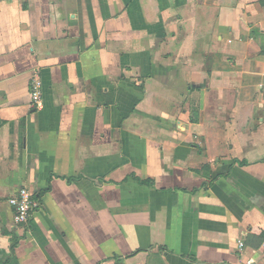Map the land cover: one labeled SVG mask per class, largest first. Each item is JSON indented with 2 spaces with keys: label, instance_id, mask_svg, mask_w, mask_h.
I'll list each match as a JSON object with an SVG mask.
<instances>
[{
  "label": "crops",
  "instance_id": "0c3cea01",
  "mask_svg": "<svg viewBox=\"0 0 264 264\" xmlns=\"http://www.w3.org/2000/svg\"><path fill=\"white\" fill-rule=\"evenodd\" d=\"M262 231L264 0H0V264H264Z\"/></svg>",
  "mask_w": 264,
  "mask_h": 264
},
{
  "label": "built area",
  "instance_id": "2783aa9c",
  "mask_svg": "<svg viewBox=\"0 0 264 264\" xmlns=\"http://www.w3.org/2000/svg\"><path fill=\"white\" fill-rule=\"evenodd\" d=\"M29 94L31 105L34 108L39 107L41 100V81L37 74H34L30 80ZM8 203L13 209V221L17 226L28 225L33 211L39 206L35 199V194L25 187L18 189L8 199ZM238 246L241 248L242 243L240 242Z\"/></svg>",
  "mask_w": 264,
  "mask_h": 264
},
{
  "label": "trees",
  "instance_id": "16d2710c",
  "mask_svg": "<svg viewBox=\"0 0 264 264\" xmlns=\"http://www.w3.org/2000/svg\"><path fill=\"white\" fill-rule=\"evenodd\" d=\"M239 165H245L246 164V162H237ZM259 238H260V241H262V240H264V231H262V233L260 234V236H259Z\"/></svg>",
  "mask_w": 264,
  "mask_h": 264
}]
</instances>
